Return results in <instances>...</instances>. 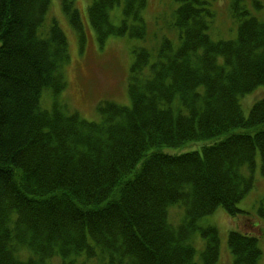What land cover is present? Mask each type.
Returning a JSON list of instances; mask_svg holds the SVG:
<instances>
[{
  "label": "trees",
  "instance_id": "trees-1",
  "mask_svg": "<svg viewBox=\"0 0 264 264\" xmlns=\"http://www.w3.org/2000/svg\"><path fill=\"white\" fill-rule=\"evenodd\" d=\"M59 1L83 38L73 0ZM231 1L236 38L212 41L207 0H173L166 23L178 42L163 36L154 55L134 49L130 105L100 103L88 121L39 105L42 90L65 88L69 61L54 20L41 34L50 0H0V264H194L196 231L201 264H218L217 230L197 221L217 207L243 213L257 154L264 175V97L247 115L238 100L264 85V21ZM146 5L91 0L87 16L100 42L143 39ZM173 205L183 209L177 226ZM227 245L232 264H257L255 236L229 231Z\"/></svg>",
  "mask_w": 264,
  "mask_h": 264
},
{
  "label": "rangeland",
  "instance_id": "rangeland-1",
  "mask_svg": "<svg viewBox=\"0 0 264 264\" xmlns=\"http://www.w3.org/2000/svg\"><path fill=\"white\" fill-rule=\"evenodd\" d=\"M73 2V7L79 16L80 29L84 31L83 38H80L71 27L59 0H50L41 29L42 33L39 31L44 34L48 24L54 20L67 39L69 51V61L63 70L65 88L57 94H53L49 89L42 90L39 105L42 109L49 110L54 103H57L65 112L75 111L85 120L97 121L99 115L96 108L100 103L114 102L123 106L130 105L127 82L130 66L134 60V49L145 48L154 55L163 36L173 40L174 44L178 42L177 33L166 23L170 19L169 14L175 8V4L173 0H147L143 10L146 24V34L143 39L130 37L126 33L121 36L110 35L100 42L87 16V6L91 0H73ZM237 3L252 17L264 21V0H237ZM207 7L212 12L207 31L210 39L212 41L234 40L237 34V20L232 16V1L207 0ZM121 17V5L111 9L112 25L118 26ZM262 97H264V85L239 96L242 113L247 115L251 105ZM202 144H204L203 141L191 142L181 149L170 150V152L198 149ZM255 163L252 173L253 185L236 205L243 213L229 216L221 207H217L212 213L197 221L201 228L213 226L217 230L218 264H232L233 257L227 245L229 231H239L255 236L261 252L257 264H264V175L260 172L259 154L256 155ZM182 218V207L178 205L168 207L167 220L170 224L177 226ZM192 244L196 249L193 263L201 264L200 252L204 241L199 231L192 235ZM58 263V259L51 262V264Z\"/></svg>",
  "mask_w": 264,
  "mask_h": 264
}]
</instances>
